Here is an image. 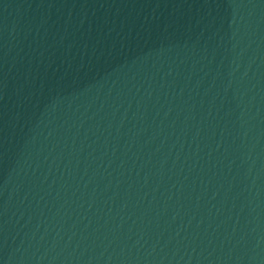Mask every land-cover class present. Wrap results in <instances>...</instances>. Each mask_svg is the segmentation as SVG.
<instances>
[{
    "label": "water",
    "instance_id": "water-1",
    "mask_svg": "<svg viewBox=\"0 0 264 264\" xmlns=\"http://www.w3.org/2000/svg\"><path fill=\"white\" fill-rule=\"evenodd\" d=\"M0 264H264V0H0Z\"/></svg>",
    "mask_w": 264,
    "mask_h": 264
}]
</instances>
